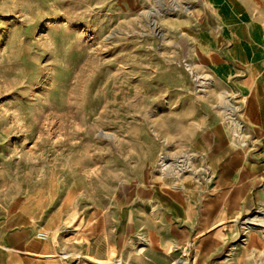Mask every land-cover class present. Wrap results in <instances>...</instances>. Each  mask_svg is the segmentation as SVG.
<instances>
[{"label":"rangeland","instance_id":"374dc122","mask_svg":"<svg viewBox=\"0 0 264 264\" xmlns=\"http://www.w3.org/2000/svg\"><path fill=\"white\" fill-rule=\"evenodd\" d=\"M16 233L38 264H264V0H0Z\"/></svg>","mask_w":264,"mask_h":264},{"label":"crops","instance_id":"0c3cea01","mask_svg":"<svg viewBox=\"0 0 264 264\" xmlns=\"http://www.w3.org/2000/svg\"><path fill=\"white\" fill-rule=\"evenodd\" d=\"M181 216L184 217V219H182L178 223V226L180 229V234L178 233V236L180 240L186 242L189 239L191 233L196 229V223L192 219L187 218V215L185 214H182ZM199 216L201 218L197 221L199 230H206L208 228V225H206V220L204 219L206 215L204 214L203 216L201 215ZM207 217L208 216H206V218ZM208 224L211 225L209 220H208ZM16 234L19 235V240H20L19 242H12V246L11 245L5 246L2 244L0 245V264H6V263L8 264L10 262L12 263L15 262L16 264H24L23 262H21L19 258L10 257L8 255L9 253L7 252L26 255L30 258V264H38L37 259H39L42 256V254L40 253V250L42 249V246L47 242H44V241L32 242L33 240L32 239L30 240V242L27 243L24 238L23 233H16ZM54 258H59L60 261H63V259L60 257H54Z\"/></svg>","mask_w":264,"mask_h":264},{"label":"bare ground","instance_id":"6f19581e","mask_svg":"<svg viewBox=\"0 0 264 264\" xmlns=\"http://www.w3.org/2000/svg\"><path fill=\"white\" fill-rule=\"evenodd\" d=\"M165 157H168V156H163L162 158V161L164 160V158ZM166 159V158H165ZM168 161H169V159H168ZM167 162V161H166ZM160 163V162H159ZM160 165V164H159ZM162 165V164H161ZM160 165V166H161ZM166 165V164H165ZM175 166V165H174ZM161 168H163V167H161ZM173 168V167H172ZM175 168V167H174ZM178 168V174L180 173V172H183L184 170H186V169H188V166H184V167H177ZM176 168V169H177ZM169 169V168H168ZM169 171V170H168ZM175 173V172H174ZM167 177V176H166ZM36 238H38V239H48V234H47V232H38L37 234H36ZM136 251H137V253L138 254H142L143 252H144V247H138V248H136Z\"/></svg>","mask_w":264,"mask_h":264}]
</instances>
